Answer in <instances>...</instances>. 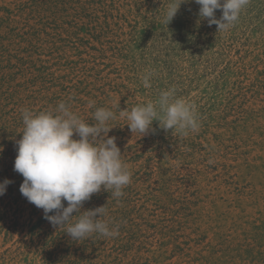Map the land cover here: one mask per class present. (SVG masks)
I'll use <instances>...</instances> for the list:
<instances>
[{"label": "rangeland", "instance_id": "obj_1", "mask_svg": "<svg viewBox=\"0 0 264 264\" xmlns=\"http://www.w3.org/2000/svg\"><path fill=\"white\" fill-rule=\"evenodd\" d=\"M26 2L28 12L17 14ZM169 2L0 0V37L19 34L20 51L32 42L23 69L53 66L32 71L33 85L0 63V182L12 181L0 196V264H264V0H249L227 31L200 20L194 0L166 25ZM5 10L16 13L13 24L2 19ZM17 50L12 45L9 54ZM147 72L150 88L142 83ZM173 86L197 105L199 131L180 136L154 121L155 133L133 135L120 111ZM60 102L85 122L100 107L116 115L108 135L131 183L122 197L102 189L81 209L105 206L102 219L118 226L115 237L74 241L67 225H51L20 193L14 161L22 110Z\"/></svg>", "mask_w": 264, "mask_h": 264}, {"label": "clouds", "instance_id": "obj_2", "mask_svg": "<svg viewBox=\"0 0 264 264\" xmlns=\"http://www.w3.org/2000/svg\"><path fill=\"white\" fill-rule=\"evenodd\" d=\"M191 0H170L163 17L168 25L177 15L182 3ZM199 5L200 20L218 31L229 30L239 19L249 0H194ZM221 10L218 19L216 11ZM153 72H147L142 83L151 87ZM173 86L161 90L155 101L139 104L131 110H121L130 131L140 137L155 133L153 122L172 134L188 136L201 126L197 105L177 96ZM95 102H90L94 104ZM23 132L17 143L14 170L21 174L20 193L29 203L42 209L44 218L54 227L67 225L66 234L78 241L99 234L106 238L119 234L118 226H111L102 217L106 207L81 211L84 202L102 189L114 198L124 195L131 183L132 172L123 160L115 137L108 133L109 121L115 113L104 107L93 113L94 122H85L70 105L60 102L53 110L35 113L22 110ZM9 179L0 182V196L5 195ZM51 213V214H50ZM76 213V215H73ZM99 216V218H97ZM76 218L73 221V218Z\"/></svg>", "mask_w": 264, "mask_h": 264}, {"label": "trees", "instance_id": "obj_3", "mask_svg": "<svg viewBox=\"0 0 264 264\" xmlns=\"http://www.w3.org/2000/svg\"><path fill=\"white\" fill-rule=\"evenodd\" d=\"M34 2H37V1H41V0H33ZM69 1V0H68ZM29 2L27 3H21L19 6H17V10L18 11H16V13L17 14H19V13H22V14H26L27 12H28V10H29ZM6 12H5V17L4 18H2L5 22H10L11 24H13V19H12V17L14 16L15 17V15H16V13H14V12H10L9 10H5ZM33 11V10H32ZM30 14L31 13H33V12H29ZM4 21H2V23H5ZM9 32H11V31H9ZM49 35H47V37H48ZM8 37H14V39H15V42H13L10 46H9V48L7 49V48H3V47H0V57H1V60H0V63H4V64H6V67H8V68H15V70L16 71H18V72H20V73H22V74H27V76H30V77H33V78H31V81L32 82H29V83H31V84H33L34 85V81L37 79L38 80V78H37V76H33V75H31L30 73H32V71H35V72H39L40 70H38V65H35V64H33L32 62L31 63H29V65H32V67L31 68H26V69H23V67L24 66H26V65H28V63L27 64H25V61L26 60H29L30 58H31V55H34L33 54V51H32V48H31V41H26V42H24V45L25 44H27V46L25 47V49L24 50H22V51H20V48H19V45H20V41L23 39L22 37H20V35L19 34H16V35H12V33H8V34H6L3 38H1L0 37V41L1 42H6V41H8ZM36 42V41H35ZM12 45H15V46H17L18 47V50H17V53L15 54V55H11V54H9V50H10V48H11V46ZM53 46L55 45V44H52ZM62 50V49H61ZM63 51V50H62ZM21 52H23L24 54H26L27 56H25V58L24 57H21ZM6 58V59H5ZM61 59H62V57H61ZM60 59V60H61ZM7 60V61H6ZM50 63L51 62H48L47 64H46V62H44V65H43V67H41V68H39V69H41V70H43V72L44 71H48V70H50V69H52V65H50ZM40 65V64H39ZM51 71V70H50ZM48 72V77H51V76H53V72ZM75 71V70H74ZM18 74V73H17ZM71 75H73V74H71ZM71 75L69 74V75H66L65 77H60L61 79H68V78H70L71 77ZM0 80L2 81V76L0 77ZM2 83H3V81H2ZM24 91H27V89H25ZM29 91V90H28ZM21 95V94H20ZM106 197V194L102 191V193H100V196L98 197V198H105ZM19 210V209H18Z\"/></svg>", "mask_w": 264, "mask_h": 264}]
</instances>
